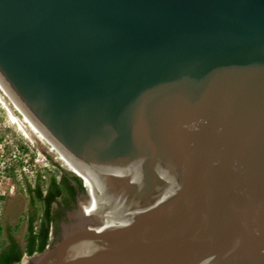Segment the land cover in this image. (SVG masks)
Wrapping results in <instances>:
<instances>
[{
    "label": "water",
    "instance_id": "water-1",
    "mask_svg": "<svg viewBox=\"0 0 264 264\" xmlns=\"http://www.w3.org/2000/svg\"><path fill=\"white\" fill-rule=\"evenodd\" d=\"M0 81L102 193L11 264H264V0H0Z\"/></svg>",
    "mask_w": 264,
    "mask_h": 264
},
{
    "label": "rangeland",
    "instance_id": "rangeland-1",
    "mask_svg": "<svg viewBox=\"0 0 264 264\" xmlns=\"http://www.w3.org/2000/svg\"><path fill=\"white\" fill-rule=\"evenodd\" d=\"M47 147L43 140L30 142L22 136L0 103V247L8 233L24 243L33 212L37 223L41 203H31L29 189L37 182L44 186L50 175L58 177L62 167Z\"/></svg>",
    "mask_w": 264,
    "mask_h": 264
},
{
    "label": "trees",
    "instance_id": "trees-1",
    "mask_svg": "<svg viewBox=\"0 0 264 264\" xmlns=\"http://www.w3.org/2000/svg\"><path fill=\"white\" fill-rule=\"evenodd\" d=\"M59 170V176H48L44 186L37 182L29 189L31 203H41V214L36 224V213L29 216L24 246L13 235L7 234L5 243L0 247V264L18 262L23 253L30 255L34 251H42L48 243L50 231L56 232L58 220L65 219V210L74 209L77 198L86 197L82 179L62 167Z\"/></svg>",
    "mask_w": 264,
    "mask_h": 264
},
{
    "label": "bare ground",
    "instance_id": "bare-ground-1",
    "mask_svg": "<svg viewBox=\"0 0 264 264\" xmlns=\"http://www.w3.org/2000/svg\"><path fill=\"white\" fill-rule=\"evenodd\" d=\"M0 103L8 113L10 121L15 124L16 128L20 131L22 136L27 138L30 142L35 140H43L48 144V150L55 153V159L60 165L71 172L78 174L86 188L92 189L96 196L94 203L90 202V206L94 209L101 208L102 206V193L98 195L99 188L96 187L92 178L77 164H75L69 156H67L62 150H60L55 144H53L42 132L39 126L26 114V112L19 106L12 95L7 91L4 85L0 81ZM37 142V141H36ZM42 142V141H41ZM100 196V199L99 197ZM99 199V200H98Z\"/></svg>",
    "mask_w": 264,
    "mask_h": 264
},
{
    "label": "flooded vegetation",
    "instance_id": "flooded-vegetation-1",
    "mask_svg": "<svg viewBox=\"0 0 264 264\" xmlns=\"http://www.w3.org/2000/svg\"><path fill=\"white\" fill-rule=\"evenodd\" d=\"M78 199V198H77ZM76 207H77V200H76ZM76 207L72 210H65V219H59L58 222H57V225H58V229L56 232H53V231H50V233L52 234L51 235V238L48 239V243H53L57 238H59L62 233H63V228L64 226H67L68 224H70L72 221H74V213H75V210H76ZM29 218V217H28ZM49 233V234H50ZM21 246H24V243H25V240H24V243L22 244L21 242H19ZM47 243V244H48ZM36 252V251H34ZM24 254H27V253H24ZM28 255V254H27ZM31 255V254H30Z\"/></svg>",
    "mask_w": 264,
    "mask_h": 264
}]
</instances>
